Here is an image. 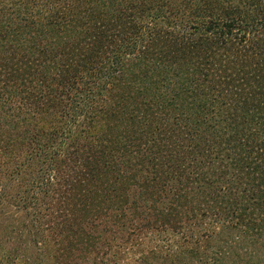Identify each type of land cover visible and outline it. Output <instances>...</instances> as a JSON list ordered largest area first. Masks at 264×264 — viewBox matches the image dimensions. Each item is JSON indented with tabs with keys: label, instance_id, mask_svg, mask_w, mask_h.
Returning a JSON list of instances; mask_svg holds the SVG:
<instances>
[{
	"label": "trees",
	"instance_id": "16d2710c",
	"mask_svg": "<svg viewBox=\"0 0 264 264\" xmlns=\"http://www.w3.org/2000/svg\"><path fill=\"white\" fill-rule=\"evenodd\" d=\"M57 1L15 37L0 12V264H264V0H203L191 33L173 0H77L75 36Z\"/></svg>",
	"mask_w": 264,
	"mask_h": 264
},
{
	"label": "rangeland",
	"instance_id": "374dc122",
	"mask_svg": "<svg viewBox=\"0 0 264 264\" xmlns=\"http://www.w3.org/2000/svg\"><path fill=\"white\" fill-rule=\"evenodd\" d=\"M36 1H37V3L35 5H31L30 0H0V12L6 14V16H9L8 21H9V27L12 26V29H11L12 30V33H11L12 37H15L16 34L20 35V32H17L18 29L29 24L27 18H25V16H27L28 12H29V18L30 19H33L34 21L37 20L36 17H32V15L33 14L36 15L37 12L39 14L42 13L43 9H47L46 8L47 6H45V5L48 2H50L51 0H36ZM173 2L181 4L180 13L182 14L181 15L182 20L184 22L188 21L186 23V26H185L186 27L185 32L191 33L192 30L189 29V26L192 25V23H196L199 21V18L196 16V12L199 9L197 7L199 6V4H202L203 0H173ZM220 2L224 5L230 4L233 6H239L242 8L243 11H246V12L251 7H253V4H255V0H220ZM10 3H12L13 5H11ZM98 3H99L98 1L92 2V4H95V5H98ZM125 4H127V3H125ZM262 4H263V1H262ZM72 5L76 6L77 0H58L57 3L55 4V8L58 12V14H57L58 17L57 16H54V17H56L57 19L62 17V19H60V20L63 22L62 24H64V25H63V27H61V29H64L65 31L70 32L71 35L74 33L73 36H75V33L81 31V29H84L82 27L83 22H86V24H88V23L91 24L92 20H91V17L86 13V11H84L83 6H81V5L77 6L74 13L72 11H69L68 9H66V7L72 6ZM122 7H123V2H122ZM191 10H192V14H191ZM50 12H51V10H50ZM50 12L47 11L46 13H50ZM253 13H254V11H251L250 14H253ZM122 14H123V12H122ZM200 14H201V11H200ZM190 17H191V19H190ZM18 18H20V19H18ZM47 19L50 21L51 17H44L42 19L43 23L45 21H47ZM79 21H81V22H79ZM155 27H156V29H160V24H156ZM110 30L113 32H117L116 29H110ZM23 37H25V35L19 36L18 38L23 39ZM257 39L261 42H264V29H263V32L258 35ZM197 43H200V41L197 40ZM202 47L205 50L206 57L204 58L203 56L200 55L197 58L194 56L196 58V60L191 62V65H194V67H198L201 63H203L205 61V59L210 60V62H212V63L209 65L208 69L210 70L211 74L214 72V74H212L214 78H216V76L222 75V73H223L222 68L223 67H228L229 69L231 67H237L238 68V65L233 63V62L223 63V61H221V59L223 57V51L222 50L218 51L217 54H213V52H215L214 48L207 47L205 45H203ZM193 51L194 50H189V56L193 54ZM137 58L138 57L136 55L131 56L130 58H128V55L126 56V59H128L127 60L128 62H132L133 60H135ZM24 61H25L24 59H21V55H19V58L17 57L16 59L13 60V64L15 65L17 62H18V64H20V62L25 63ZM250 64L253 65L254 63L251 62ZM262 66L264 67V64L261 65V67ZM172 69L166 70L165 73L163 74L162 79H157L158 80V83L156 85L157 89L154 91L155 93L153 94V97H155V99L156 98H159V99L155 100L153 98L154 99L153 101H166L167 99L172 97L174 95L175 91L178 89V85H179L180 81L176 77V75H177V74H175L176 69H173V70ZM257 69H259V66L256 67V70ZM250 71L252 72L253 70L251 69ZM233 72L234 71H231V72L227 71L225 74H227L228 76H231V78L233 79V77H232ZM164 75H165V77H164ZM240 76H241V78L243 77L242 75H240ZM224 81H226V80H224ZM241 81H242V79H241ZM227 82H230L232 84V86H230L232 90L241 89V88H244L246 86L243 81H242L243 84L240 82L237 83L236 81H232V80L227 81ZM200 85H201V82H200L199 86ZM221 86H223V84H221ZM156 235H158V234L154 235V239H152V242L150 244L151 247L160 242V240H158L159 238H156V237H161V235H158V236H156ZM160 239H162V238H160ZM118 242H119V240H117L116 243H118ZM140 251H141L140 248H136V249L130 250L128 252L123 251V252L119 253L116 257L113 258L111 264H132L134 261H137L139 254H140Z\"/></svg>",
	"mask_w": 264,
	"mask_h": 264
}]
</instances>
